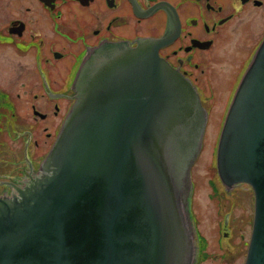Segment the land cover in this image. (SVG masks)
I'll use <instances>...</instances> for the list:
<instances>
[{"label":"flooded vegetation","instance_id":"1","mask_svg":"<svg viewBox=\"0 0 264 264\" xmlns=\"http://www.w3.org/2000/svg\"><path fill=\"white\" fill-rule=\"evenodd\" d=\"M10 2L8 7L7 3L0 6V151L6 143L13 145L11 150L16 148L8 151V158L0 166L4 167L0 172V217L9 213L14 219L16 213L26 212L25 203L53 175V167L48 168L43 162L77 102L86 93L93 95L98 86L96 77L101 75L108 85L112 82L111 76L125 65H133L132 61L149 44L153 48L160 45V62L172 71L166 81L177 90L172 95L175 99L170 101L171 110L162 115L182 119L176 140L168 143L167 155L176 148L177 169L186 161L178 169V174H184L185 192H189L187 172L200 150L206 147L210 127H215L214 133L217 132L212 143L217 172L223 163L226 166L224 134L230 121L238 130L244 128L252 118L255 101L260 98L259 89L264 81L261 47L264 28L217 122H214L213 110L205 107V102L214 95L212 107L216 103V92L210 90L215 73L212 65L221 60L224 42L244 41L253 24L264 22V0ZM84 67L86 71L82 72ZM230 75H233L231 71ZM207 82L209 85L205 86ZM239 94H243L241 99ZM166 130L172 132L169 128ZM10 133L15 138L5 141L3 135ZM210 167H214L213 163ZM239 185L244 184H233L230 188ZM244 190L253 192L248 185ZM191 195L190 192L188 202ZM78 209L79 206H71L69 212ZM171 210L175 217L177 210L173 205ZM227 223L223 217L221 230L227 229ZM72 231L66 229L68 249L63 253V261L76 264L79 257L69 246ZM223 235L226 238L228 232L224 231ZM41 239L49 242L45 248L49 252L45 256L48 263H43L50 264L52 252L60 250L45 234L37 239L44 243ZM224 245L225 241L221 248ZM223 256L226 260L228 253L224 252Z\"/></svg>","mask_w":264,"mask_h":264},{"label":"water","instance_id":"2","mask_svg":"<svg viewBox=\"0 0 264 264\" xmlns=\"http://www.w3.org/2000/svg\"><path fill=\"white\" fill-rule=\"evenodd\" d=\"M159 46L147 45L108 85L98 75L93 95L77 102L43 162L53 175L25 203L26 212L0 217V264L48 263L49 242L37 240L44 234L60 250L50 264H70L63 261L67 228L76 264L190 263L191 187L185 192L184 174H178L186 161L177 169L176 148L167 155L182 119L162 115L177 90L166 81L172 71L160 62ZM259 93L244 128L230 121L226 166L219 171L226 186L246 183L254 191L244 264H264V81ZM71 206L79 209L69 212Z\"/></svg>","mask_w":264,"mask_h":264},{"label":"rangeland","instance_id":"3","mask_svg":"<svg viewBox=\"0 0 264 264\" xmlns=\"http://www.w3.org/2000/svg\"><path fill=\"white\" fill-rule=\"evenodd\" d=\"M5 3H7V7L11 4L10 0H0V6H4ZM263 28L264 22L255 23L244 41L224 42L221 47V60L212 65V70L215 73L210 90L216 92L217 95L215 107H212L215 95L205 102V107H210L215 114L213 115L214 122H217L220 111L224 109L228 98L235 90L239 76L242 75V70L247 65L245 62L250 60ZM239 65H241L240 69H238ZM230 71L231 74L233 73L232 76ZM227 75L230 77L227 78ZM207 85L209 82L205 86ZM207 94H210L209 91ZM210 124L213 125L212 120ZM214 129L215 127L209 128L206 135V147L200 150L201 153L198 154L190 172L193 192L191 187L189 211L190 218H192V252L189 264H244L254 217L253 192L242 191L246 184L232 189L230 186L233 184L229 187L224 184L219 170L217 172L215 159H212V143L217 134L216 131L214 133ZM3 138L5 141L11 142L15 137L13 133H10L9 135L4 134ZM12 147V144L6 143L3 150L0 151V166L4 163V159L8 158V151ZM15 148L11 151H14ZM212 163L213 168L210 167ZM3 168L0 167L1 173L4 171ZM223 217L227 219L228 223L227 229L221 230ZM224 231L228 232L226 238L223 235ZM224 241V248H221ZM199 250L209 256L205 260L201 256L203 262L198 263ZM224 252L228 253L226 260L222 256Z\"/></svg>","mask_w":264,"mask_h":264},{"label":"trees","instance_id":"4","mask_svg":"<svg viewBox=\"0 0 264 264\" xmlns=\"http://www.w3.org/2000/svg\"><path fill=\"white\" fill-rule=\"evenodd\" d=\"M206 257V256H205Z\"/></svg>","mask_w":264,"mask_h":264}]
</instances>
